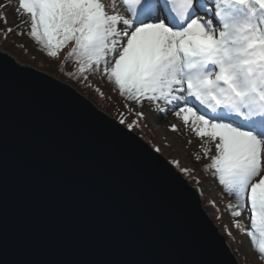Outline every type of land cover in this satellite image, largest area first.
Returning a JSON list of instances; mask_svg holds the SVG:
<instances>
[{"label":"water","instance_id":"1","mask_svg":"<svg viewBox=\"0 0 264 264\" xmlns=\"http://www.w3.org/2000/svg\"><path fill=\"white\" fill-rule=\"evenodd\" d=\"M119 121L0 48V264H240L188 179Z\"/></svg>","mask_w":264,"mask_h":264},{"label":"snow or ice","instance_id":"2","mask_svg":"<svg viewBox=\"0 0 264 264\" xmlns=\"http://www.w3.org/2000/svg\"><path fill=\"white\" fill-rule=\"evenodd\" d=\"M15 12L47 56L72 45L66 59L75 60L78 79L99 73L126 101L171 110L204 141L205 170L235 197L232 217L248 213L247 234L264 258V0H120L111 10L103 0H17ZM0 20L7 24L6 15ZM135 115L137 121L119 124L133 129L144 113ZM153 158L182 183L167 162Z\"/></svg>","mask_w":264,"mask_h":264},{"label":"rangeland","instance_id":"3","mask_svg":"<svg viewBox=\"0 0 264 264\" xmlns=\"http://www.w3.org/2000/svg\"><path fill=\"white\" fill-rule=\"evenodd\" d=\"M103 2L111 10L112 4L119 5L120 0H103ZM16 4L17 0H0V6L7 5V7H0V14L6 15L7 17V24L3 20H0V48L9 52L23 64H29L59 77L50 70L56 63L48 62L49 59L47 58L46 51L40 44L27 35L29 28L21 24V17L15 12ZM119 10L123 11V9ZM23 19H27V17ZM6 26L18 29L7 35L2 30ZM24 43L30 44V50L23 48L22 44ZM71 46V44L68 45L69 48ZM59 78L65 82H69L61 77ZM78 90L86 94L96 105L108 112L111 116L117 118L111 112L112 110H106L103 107L105 103L99 97L97 91H88L87 94L80 88ZM134 106L136 105L132 102L125 104V106L120 105L118 112L126 110L127 107L132 109ZM137 107L140 109L138 112L144 113V117L138 120L137 126L132 130L139 134L154 149L159 147V153L170 163L172 160H176L180 168L189 169L188 173L182 174L200 194L202 206L218 226L220 232L226 237L227 244L236 256L238 262L240 264H264V258H261L260 254L254 249L251 239L247 234L250 230L248 213L243 212L239 217H232L231 210L228 206L229 204L234 205L236 203L235 197L224 191L223 186L218 182V178L214 177L210 170H205L204 166L210 160L203 155V147L207 146L204 141L195 136L190 129L185 128L182 121L178 120L171 110L166 112L157 111L155 106L150 102H144L143 105H137ZM160 107L165 108L166 106L161 103ZM133 121H137V117ZM172 124H176L179 130L171 131L170 125ZM211 154H214V148ZM197 156L200 157L199 160L196 159ZM175 168L179 170L176 166ZM236 220L240 222V228L235 227L234 221Z\"/></svg>","mask_w":264,"mask_h":264},{"label":"trees","instance_id":"4","mask_svg":"<svg viewBox=\"0 0 264 264\" xmlns=\"http://www.w3.org/2000/svg\"><path fill=\"white\" fill-rule=\"evenodd\" d=\"M9 28V26H6L5 28H1L3 31ZM14 30L8 34L13 33L18 28H13ZM23 48L25 50H30V44H22ZM71 48L68 47V45L61 49L58 56L53 58L47 56L49 59L48 62H55V66H52L50 68L53 73L58 75L59 77L71 82L81 90H84L85 93L88 91H97L99 94V97L104 101L103 106L106 110H112L111 112L116 115L117 119H124L125 124L132 123L134 118L136 117L135 113L138 112L137 105L134 106V108L130 109V107H127L126 110H123L122 112H118L120 105L129 104L128 101H126L124 98H122L117 90L113 89V85L109 83L106 79V77H103L99 73L90 72L86 73V78H77L79 76V73L75 72V68L77 67L74 59H66L67 53L70 51ZM47 59V60H48ZM69 73H73V75H69ZM88 94V93H87ZM139 106V105H138ZM208 204V203H207Z\"/></svg>","mask_w":264,"mask_h":264}]
</instances>
